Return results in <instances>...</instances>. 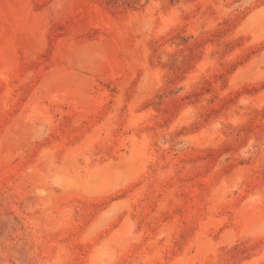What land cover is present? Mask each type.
<instances>
[{
    "label": "rangeland",
    "instance_id": "rangeland-1",
    "mask_svg": "<svg viewBox=\"0 0 264 264\" xmlns=\"http://www.w3.org/2000/svg\"><path fill=\"white\" fill-rule=\"evenodd\" d=\"M0 264H264V0H0Z\"/></svg>",
    "mask_w": 264,
    "mask_h": 264
}]
</instances>
